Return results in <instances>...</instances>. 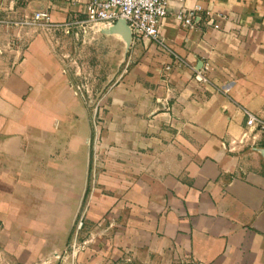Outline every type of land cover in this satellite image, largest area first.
Here are the masks:
<instances>
[{
  "label": "crops",
  "instance_id": "0c3cea01",
  "mask_svg": "<svg viewBox=\"0 0 264 264\" xmlns=\"http://www.w3.org/2000/svg\"><path fill=\"white\" fill-rule=\"evenodd\" d=\"M89 1L0 0V264H264V0H184L191 27L173 1L129 45L65 31ZM57 31L122 47L96 97Z\"/></svg>",
  "mask_w": 264,
  "mask_h": 264
},
{
  "label": "built area",
  "instance_id": "2783aa9c",
  "mask_svg": "<svg viewBox=\"0 0 264 264\" xmlns=\"http://www.w3.org/2000/svg\"><path fill=\"white\" fill-rule=\"evenodd\" d=\"M178 2L179 7L172 12L173 16L184 26L191 27L195 24L196 9L186 8L182 2L184 0H90L85 4L83 17L72 16L64 22L65 31L73 30L85 33L92 25L100 23L103 26L111 25L117 19H123L130 31L131 40L135 36L148 37L159 43L160 36L158 25L162 16L168 12L170 2ZM50 13L47 10L35 11L31 21H48ZM164 47V46H162ZM179 62L178 58H174ZM172 63L164 64L161 68L163 80L167 79ZM208 65L195 69V75L201 81H207L206 70ZM223 91L226 89L222 88ZM159 100V98H158ZM246 114L245 129L243 138L250 134L251 130H256L264 135V117L258 116L244 108Z\"/></svg>",
  "mask_w": 264,
  "mask_h": 264
},
{
  "label": "rangeland",
  "instance_id": "374dc122",
  "mask_svg": "<svg viewBox=\"0 0 264 264\" xmlns=\"http://www.w3.org/2000/svg\"><path fill=\"white\" fill-rule=\"evenodd\" d=\"M55 34L60 40L57 47L70 53V57H68V59L71 62V65L68 66H70L72 71L77 70L76 77L78 76L79 79L81 78L83 82L86 81V86L92 90L91 96L96 97L97 94L95 92L100 85V73H102L101 69L103 68L101 53H105L107 51L114 53L113 58L112 55H109V58L111 57L112 59H109L108 63H105L106 60L103 61V64H106L103 69L104 73L107 71L109 74H116L117 69L120 68L122 64V62H120L121 57L118 59L117 52L122 54V47L118 44L117 40L114 39H110L108 44L101 45L93 41L91 44L87 43V45H84V42H82L80 38L74 39L75 41L68 38L70 34H73L71 32L67 33L65 31H57ZM75 36L78 37L77 35ZM127 48L128 46L125 44V51ZM83 74H85L86 77H83ZM94 127L95 138L98 132V123L97 121L95 123V120Z\"/></svg>",
  "mask_w": 264,
  "mask_h": 264
},
{
  "label": "water",
  "instance_id": "95a60500",
  "mask_svg": "<svg viewBox=\"0 0 264 264\" xmlns=\"http://www.w3.org/2000/svg\"><path fill=\"white\" fill-rule=\"evenodd\" d=\"M110 29H106L105 32H109ZM123 36L125 38L126 44L129 45L131 41V34L130 31L128 33H123Z\"/></svg>",
  "mask_w": 264,
  "mask_h": 264
}]
</instances>
